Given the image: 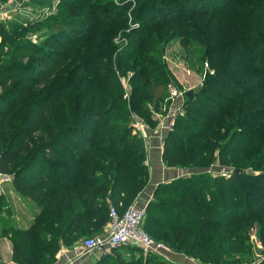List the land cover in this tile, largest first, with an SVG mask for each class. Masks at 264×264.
Listing matches in <instances>:
<instances>
[{
  "label": "trees",
  "instance_id": "obj_1",
  "mask_svg": "<svg viewBox=\"0 0 264 264\" xmlns=\"http://www.w3.org/2000/svg\"><path fill=\"white\" fill-rule=\"evenodd\" d=\"M22 2L37 9L50 0ZM56 5L55 15L23 16L8 28L0 22V42L7 45L0 48V171L38 207L26 227L1 228L11 259L53 264L61 244L102 232L109 204L120 213L144 187L142 138L124 109L127 104L151 127L156 124L169 84L178 87L162 58L164 45L177 39L200 43L201 63L206 58L214 70L204 71L189 97L184 91L182 113L163 136L161 159L169 166L202 167L215 148L216 159L231 171L203 170L159 182L146 203L143 227L174 251L244 264L250 227L258 223L264 231V0ZM127 17L136 25L114 57L120 74L129 71L125 101L109 66V39ZM4 204L0 193V210ZM140 253L123 244L93 264H166L156 254Z\"/></svg>",
  "mask_w": 264,
  "mask_h": 264
},
{
  "label": "rangeland",
  "instance_id": "obj_2",
  "mask_svg": "<svg viewBox=\"0 0 264 264\" xmlns=\"http://www.w3.org/2000/svg\"><path fill=\"white\" fill-rule=\"evenodd\" d=\"M58 1L59 0H50L49 6L47 3H44V5H42L41 7L35 9V7H37L38 4L33 3L30 5V3L27 4L25 2H22V0H19V1H16V0H0V22L3 23V25L6 28H8L9 23L13 22V20H15V19H19V20H21V22H23L22 18H24V17H26L28 19H33V18H37V17L42 18V17H47L49 15L50 16L55 15V14H57V12L60 11V10H58L59 8L56 5V3ZM155 1L157 3H162L164 0H161V1L155 0ZM43 7H51V8L39 11V9L43 8ZM38 11H39V15H38ZM127 11H128V9H126V12ZM19 15H21V17ZM130 24H131L130 19H129V17H127L126 22H125V27L122 26L119 29H117L116 33L109 39V43L113 44V48L112 49L110 48L111 55H110L109 66L114 68L116 71L115 72L116 80L122 88L120 97L125 101H128V95H129V90H130L128 82H127L128 76H129V71H127L125 73V75L120 74L117 71L114 57H115V53L118 52L124 45H126L125 44L126 43L125 34L129 31ZM229 26L231 27L232 25L229 23ZM29 37H30L31 41H35V34H31ZM0 38H1V34H0ZM6 47H7L6 43L0 42V48L3 51H6ZM200 49H201L200 43L195 42L193 40L187 44H180L177 41V39H171L164 45V52H163L164 54H162V58L165 60V66H166L165 68H167V70L172 74L176 83L178 84V87L173 83L169 84V87L167 90L168 93L166 95V98L162 99V101L160 102L158 109H157V116H158L156 119L157 122L152 127L148 123H146L142 119V117L139 116V114L129 110L127 107L128 106L127 104L125 105L126 109H124V112L125 113L129 112L130 121L132 124H134V126L138 130L141 129L144 125L147 126V128H151V129L155 128V126L158 124V122L160 120L158 118L159 117H161V118L165 117L166 115H168L170 113V111H172L171 109L175 107V106L172 107V105L174 103V100H177L175 97L177 95L171 94V92H175V91L176 92H183V91H186L189 89H191V90L195 89L204 80V78H205L204 71L205 70H207V72L209 74L213 72L214 69H213V67H211L209 65L208 60L206 58L203 59L202 60L203 63H201L200 58H199ZM204 66H206V69ZM75 74H76V79H77V76H80L81 72L77 71ZM111 98H112L111 94L105 95V99L109 100V102L112 101ZM60 106H62V104ZM171 116H172L171 119H173L174 115H171ZM171 125H172V121H171L169 128L171 127ZM163 126L167 127V125H163ZM166 127H163V128H165L164 134L169 129V128L166 129ZM188 146H189V144H188ZM205 153H207V152H205ZM205 153H203V154H205ZM142 158H143V155H141V159ZM197 161L198 160L195 159L193 162L197 163ZM201 161L204 162L205 164L209 162V164L206 166H202V167L201 166H189V167L186 166V168H183L184 169L183 175H189L191 173H197V172H201L203 170L209 171V172H216V173L221 172V171H224L225 173L228 171H231V168H228L229 166L226 165L225 161H223V163H222L216 159V149L215 148H213V150L211 151V156H207V154H206L205 157ZM165 166H169V165H165ZM172 166H177L178 168H182L178 165H172ZM246 170L248 171L247 168H246ZM147 171H148V168H147ZM149 176H150V174L148 171L147 176H146V178H147V181L145 184L146 186L149 185V184H147V182L149 180ZM8 183H9L8 181L0 183V188L1 189L3 187L9 188L10 186ZM157 184H155V186ZM143 188L137 193V195H135L132 198V200L128 203V205L135 203V204L144 205V207L146 206L147 201L145 203H138L139 195L142 193L141 191L143 190ZM152 191H153V189H152ZM14 194H15V196H17L19 198L17 204L19 206L22 205L21 209L24 211H27L28 212L27 215L32 217L38 210V207L34 203V201L26 195L17 194L16 192ZM10 206H11V208L8 207L5 210H8V212H10L12 209L13 213L15 214V211L17 212V208L12 204H10ZM5 212H7V211H5ZM5 212L3 209L0 211V264H6V262H8V260L13 261L11 259L10 241L6 235H1V228H3L5 225L13 226V227L18 226V227L23 228V227H26L28 225L27 220H29V218L27 216L24 218H20L19 214H15V216H16V218H15V217H13V215H12V217L8 216L7 214H5ZM95 234H97V233L90 234V235H95ZM149 234H150L149 236L153 240H156V241L163 243L167 247L168 252L177 253V254L186 258V259L182 260L181 263H179L176 260H174L173 257H171L169 255L168 259L163 258L165 260L166 264H240L239 261L212 263L211 261H206V259L202 260V259L190 256V255L188 256L181 251H176V250L174 251L173 249L168 247L167 246L168 242L161 240L160 237L156 239V237H154L151 233H149ZM90 235H86L85 237L90 236ZM81 237L76 238L75 240H73L67 244H61L55 253L54 261L56 260V257L58 255V252H59L61 247H69L70 245H72V244H74V243H76V242H78L84 238L83 237L81 239ZM4 240H5V242L7 241L6 246L4 245L5 243H2V242H4ZM248 241H249L250 246H251L250 247L251 251H250V255L248 257L247 256L245 257L246 259H245V261H243V263L244 264L245 263L257 264V262L261 258L264 257V231L261 230L260 224L255 223L250 227ZM110 251L102 252L98 255H96V254L92 255L89 258V259H92L90 264H93L101 255L106 254ZM135 254L137 255L139 253L135 252ZM140 255L144 256V253L141 251ZM54 261H53V263H54Z\"/></svg>",
  "mask_w": 264,
  "mask_h": 264
},
{
  "label": "built area",
  "instance_id": "obj_3",
  "mask_svg": "<svg viewBox=\"0 0 264 264\" xmlns=\"http://www.w3.org/2000/svg\"><path fill=\"white\" fill-rule=\"evenodd\" d=\"M49 8L51 7H43L39 11ZM130 25L134 26L136 23ZM204 67L206 69V66ZM171 94L177 95L174 96L179 100L178 105L172 109L171 113L173 115L176 113L181 114L184 91H175ZM220 174L224 175L225 172L221 171ZM10 178L11 176L8 173L0 171V183L8 181ZM144 216V205L132 203L127 205L120 213L114 207H109L108 220L104 230L101 233L84 237L69 247H61L53 264H81L85 257L110 251L123 244L134 245L143 253H153L168 259L167 247L163 243L153 240L144 229Z\"/></svg>",
  "mask_w": 264,
  "mask_h": 264
},
{
  "label": "crops",
  "instance_id": "obj_4",
  "mask_svg": "<svg viewBox=\"0 0 264 264\" xmlns=\"http://www.w3.org/2000/svg\"><path fill=\"white\" fill-rule=\"evenodd\" d=\"M179 100H174V103L172 105L176 106V104L178 105ZM173 109V108H172ZM171 109V110H172ZM170 114V115H169ZM168 115H166L165 117H159L158 119L159 122L158 124L155 126V128H147V126H143L141 129H139V133L140 136L142 138V151H143V162L146 164L148 171H149V180L147 182V184L149 185H145L143 190L141 191L142 193L139 195V199H138V203H145L146 201H148L151 198L152 195V189L155 186V184L162 182V181H167L173 178H176L180 175L183 174L184 169L183 168H178L177 166H165L161 160V144H162V140H163V136H164V131L166 126L163 125H167L166 129L169 128L171 121H172V116L173 115L170 111ZM7 182V181H6ZM8 184H9V188L3 187L2 189L0 188V193L3 194V197L5 199V204L3 206V210L5 212V214H7L8 216L13 215V217L16 218L15 214H19L20 218H24V217H28L29 220L28 224L31 222L32 217L28 216V212L24 211L21 209L22 205H18V200L19 198L17 196H15V190L12 187V183L10 182V180H8ZM17 193V192H16ZM19 194V193H17ZM10 204L14 205L17 208V212L15 211V214L13 213V210L11 209L10 212H8V210H5L6 208H11ZM128 205V204H127ZM137 205H141V204H137ZM114 207L112 204H109V207ZM1 209V210H2ZM0 210V211H1ZM7 226V225H5ZM4 226V227H5ZM106 224L103 227V230L105 228ZM18 227V226H16ZM7 242V241H6ZM5 240L2 243H5L4 245L6 246ZM168 255H170L171 257L174 258V260H176L177 262L181 263L182 260L186 259L185 257L177 254V253H173V252H168ZM90 257H85L83 258V261L81 262V264H90L92 259H89ZM6 264H17L13 261L8 260V262H6Z\"/></svg>",
  "mask_w": 264,
  "mask_h": 264
},
{
  "label": "water",
  "instance_id": "obj_5",
  "mask_svg": "<svg viewBox=\"0 0 264 264\" xmlns=\"http://www.w3.org/2000/svg\"><path fill=\"white\" fill-rule=\"evenodd\" d=\"M16 1H19V0H16ZM190 94H191V89L185 91V95H186V96L189 97ZM233 171H234V172H240V169H239V168H234Z\"/></svg>",
  "mask_w": 264,
  "mask_h": 264
}]
</instances>
